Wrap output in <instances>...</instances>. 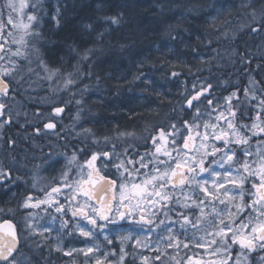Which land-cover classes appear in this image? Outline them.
Segmentation results:
<instances>
[{
	"label": "trees",
	"instance_id": "trees-1",
	"mask_svg": "<svg viewBox=\"0 0 264 264\" xmlns=\"http://www.w3.org/2000/svg\"><path fill=\"white\" fill-rule=\"evenodd\" d=\"M233 1L235 0H29V7L33 8L32 5H36L34 12L29 13L38 16V28L36 29L37 23L34 22V30L39 33V36L30 42L32 48L38 50L40 59L33 74H28L27 69H20L15 73L17 75L15 83L7 76L23 111L12 117L35 119L34 123L39 122L41 117H50L54 106L66 107L63 115L70 116L72 129L77 128L73 129L76 160L72 161L73 165L72 162L69 165H58L52 170L53 178H56L58 183L65 171H70L75 177L78 165H83L87 159L88 153L82 148L80 113L108 112L105 108L107 105H98L95 94L101 95L104 98L102 100L114 101L115 111L112 109L109 113H113L116 119L120 118V126L132 127L131 131L137 133L139 139L129 143V147L120 141L124 136L103 134V138L106 135L110 137L105 139L102 146L98 144L88 149L89 159L92 153L107 151L111 154L114 145L120 159L126 158L124 150L128 149L126 151L128 157L135 156L139 159V156H145L147 162L155 152L156 146L153 142L151 145L148 144L149 137H142L143 132L151 129L156 135L159 130H163L166 134L164 146L161 147L163 140L156 139L157 145L161 147V152L165 148L169 151L172 136L167 134L175 131L171 125H176L178 129L176 135H179V139H183L185 135L196 136L197 132H205L204 123H217L212 121L215 113L213 106L219 105L217 108L219 110L221 107L227 109L226 98L233 93L239 96V99L232 97L231 100V103L235 102L239 108L236 116L238 121L235 119L234 122L249 126L255 122L264 126V105L260 103L264 99V9L250 7L261 14L257 35L250 34L248 29L240 32L236 24L238 21L221 23V20L210 19L215 12L214 8ZM53 16H57L59 24L53 20ZM109 17H117L119 23H112L107 19ZM188 42L192 50L182 51L183 56H177L173 49H181ZM159 46L161 49H168L167 52L157 53ZM199 54L213 56V59L208 58L203 66H197L193 55ZM186 57L187 62L179 65V61H184ZM137 62L140 66L134 71L128 75L120 74L121 66L129 68L130 63ZM193 63L196 66H191ZM45 70L49 75L44 72ZM173 70L182 72L178 76L180 80L174 84L179 85L183 82L184 86L179 88L178 94L167 93H173L172 97L160 94L159 91L152 92L150 84L142 80L144 75L147 77L151 73L168 78ZM69 74L74 83L66 88L65 81L69 79ZM214 80L217 82L214 83ZM207 86L211 87L208 93L186 108L184 101ZM245 89L248 90L247 95L243 93ZM114 92L120 97L125 93V99L134 105L130 104V101L125 104L126 102L115 97ZM209 100L213 102L212 105H209ZM139 101L146 104H162L161 116L157 113L159 119L151 112L140 109ZM197 111L199 118L195 120V124L198 127L189 128L184 122L193 125ZM256 112L259 117L254 118ZM96 116L99 121L102 119L101 115ZM229 119H232L230 115ZM101 125L100 122L99 127ZM219 127L231 133L225 122L219 121ZM124 128L121 129L127 130ZM207 131H217V134L219 132L218 129L211 127ZM102 132L101 130V134ZM247 134L251 136L252 133L249 131ZM255 140L253 137L252 141L244 146L254 155L244 157L243 161L247 159L250 163L258 162L255 155L258 146ZM213 142L217 144V141L210 137L209 145ZM219 144L217 145L220 146ZM125 145L127 147H124ZM54 149L58 155H63L64 152L58 146ZM237 153L241 155L239 149ZM157 155L160 160L168 159L162 154ZM98 160L104 161L107 166L118 162L116 156L111 157V162L103 156ZM7 161L8 159L6 163ZM13 161L12 158L11 162ZM0 162L1 165L4 163L3 160ZM128 167L131 168L132 165ZM252 167L256 168L257 164H252ZM12 171L18 173L19 169L15 165ZM142 171L144 170L141 169ZM41 174L45 179L49 178L45 170ZM59 184L62 195L70 190L63 187L62 182ZM7 190L9 188L5 182L0 181V220L7 218L16 220L17 212L25 213L30 209L23 207V203L7 205ZM78 201H81V198ZM74 204L75 202L73 206ZM63 205L67 207L68 202H63ZM249 210L247 209L241 216L246 222L250 216L257 215L256 212ZM249 255L252 264H257V256H264V251L259 250ZM167 259L164 264L175 263L172 257ZM161 261L163 263V260ZM51 264H54L53 260Z\"/></svg>",
	"mask_w": 264,
	"mask_h": 264
},
{
	"label": "snow or ice",
	"instance_id": "snow-or-ice-1",
	"mask_svg": "<svg viewBox=\"0 0 264 264\" xmlns=\"http://www.w3.org/2000/svg\"><path fill=\"white\" fill-rule=\"evenodd\" d=\"M26 7H28V4L25 3V0H20L19 5L14 0H5V4L0 7V40H3L5 44L12 43L27 47L29 41L25 37L39 36V33L34 30V22L38 23L37 15H27V23H24L22 19L19 21L13 19V12L23 15V10ZM32 7L35 10L36 5L33 4ZM3 9H7L9 13L6 24L12 25L18 31H23L24 35L19 40L15 38L9 40V37H13V32L6 28L3 20ZM58 15L59 9H57ZM57 16H53V20L59 24ZM107 19H110L114 24L119 23L117 17H109ZM257 30L259 29H253V31ZM0 50H3L2 44H0ZM8 51L13 56H24V53L19 48L15 52H12L11 48ZM0 59H3V56H0ZM70 77L71 74H69V79L65 81L66 88L74 83ZM202 94V92L198 93L197 97H193V99H197ZM247 94L248 90L245 89V95ZM232 97L238 99V96L236 93H233L232 96L226 98L228 104L227 112L232 119H228L224 116V112H220L216 117L217 123H204L205 132L196 133V138L200 140L199 146H192L190 144L194 140L192 135L183 139L182 146L177 144L175 135L178 129L173 124L171 128L175 131L167 134L173 137L171 140L172 151H168L165 148L161 152V147L157 145L156 138L152 137L153 145L156 147L155 152L151 154L153 158L147 162L145 161V156H139V159H136L135 156L128 157L127 152H125L126 158L120 159L119 155L115 152L114 145L111 154L107 151L92 153L90 159L85 161L83 165H78L75 177L72 176L70 171H65L62 174V186L70 189L72 193L67 208L58 202L51 206H54L55 211L60 213L62 217L66 216L70 209L71 218L77 221L73 225L74 230L86 238L104 235L105 230L116 232L126 229L128 234L120 237L121 247L119 249L120 255L117 264H123L127 255L123 242L133 240L134 232L144 233L145 238H147L149 233L157 232V230L172 233L170 225L182 221L181 228L185 229L186 233L185 225L190 224L193 229L199 230L202 218H207L209 215L212 216V220L208 222L211 231L209 232L207 228L204 230L207 235L212 237L211 240L202 243L200 239L195 238L194 234L191 239H195L196 247L217 245L212 250V254L222 255L223 258L212 261L210 264H252L249 257L244 254L245 250L249 253H254L258 249L264 251V151H261L259 148L257 149L255 155L259 158L258 162L252 161L250 163L247 159L243 162L234 161V157H236L238 149L244 157L254 155L244 146L248 145L253 137L258 138L257 144L264 143V126H260L255 122L251 126L235 123L236 110L231 105ZM187 103L191 106L192 100H188ZM208 103L212 105L213 102L209 100ZM260 103L264 105V99ZM2 107L3 105H0V108ZM218 107L219 105L213 106V111H216ZM61 111V108L55 109L56 113H60ZM241 114L244 115V113ZM198 118L199 112L197 111L193 125H188L187 121L184 124L189 128L198 127L195 124V120ZM221 118L224 119L228 129L231 130L230 134L222 127H219ZM46 127L53 128L54 125L47 124ZM210 127L218 129L219 134H217V131L208 132L207 129ZM252 129H258V131H252ZM249 131L252 133L251 136L247 134ZM122 135H132V133H122ZM158 135L161 140L166 139V134L163 131H160ZM210 137L213 141H219L221 146H218L214 142L209 145ZM233 143L237 148L231 146ZM173 152H175V156H173ZM189 152L191 155L188 154ZM157 154H162L168 159L160 160ZM101 156L108 158L109 162H111L112 156L117 157L118 162L112 166L119 173L118 177L111 179L101 174L100 169L95 165V162ZM75 160L76 156L73 154L70 163ZM237 163L239 167H234V164ZM173 164L175 165L174 167ZM252 164H257V167L253 168ZM128 165H132V167L129 168ZM137 165L139 166L137 167ZM149 165H152L151 172L142 173L141 169H148ZM125 173L127 174V180L124 179ZM141 176L143 179L137 182L136 178ZM6 177L7 172L4 169H0V179ZM118 180L120 183H117ZM246 184L250 185V188H246ZM227 185H232L233 187H227ZM177 189H179L180 194L184 197L183 202L176 196ZM60 192V186L51 187L50 191L45 193L48 199L40 203H48L53 194H59ZM117 192L119 193L118 199ZM110 193L111 195H109ZM197 193H202V198ZM81 195L83 203L77 200V197ZM246 196L248 199L245 203ZM237 197L240 203H236ZM31 199L30 195L27 196L23 207H37V204H29ZM174 200L175 205L181 208L188 209L193 206L198 208L200 215L197 216L196 221L193 222L189 219L188 215L177 211L176 207L173 206ZM188 201H191V204ZM216 201L224 207L218 210ZM73 202H75L74 206ZM206 207L210 208L209 212H205ZM233 207L236 208V213L231 211ZM246 209H251L257 215L255 217L250 216L247 222L240 220V223L237 225L236 221L240 218L239 214ZM171 212H175L177 219L173 220L169 216ZM161 216L164 219H160ZM68 226L69 221L63 219L61 227L67 228ZM8 227L11 229L12 225L9 224ZM249 228L250 231L245 234V230ZM44 230L49 231L50 229L45 228ZM10 234L13 237L11 244L4 249H0V260H4L5 262H8L9 257L15 251V234ZM104 239L109 244L112 243V240L107 235H104ZM160 239L168 240L167 247L179 248L180 241L174 235L161 236ZM174 239L175 244H173ZM237 245L240 250L234 254L233 250ZM135 246L145 245H141V240L137 238L135 239ZM184 247L187 248L188 244L185 243ZM94 249L99 250L95 246H90L86 250L81 249L80 251L88 257ZM156 250L159 252L158 248ZM65 254L71 255V253ZM109 255L116 256V252L104 253L103 259L97 258L95 264H105ZM143 259L145 262L147 261V257ZM156 259L159 260L160 256L158 255ZM196 264H201V262L197 261ZM257 264H264V256L259 257Z\"/></svg>",
	"mask_w": 264,
	"mask_h": 264
},
{
	"label": "rangeland",
	"instance_id": "rangeland-1",
	"mask_svg": "<svg viewBox=\"0 0 264 264\" xmlns=\"http://www.w3.org/2000/svg\"><path fill=\"white\" fill-rule=\"evenodd\" d=\"M14 2L19 5L20 0H14ZM29 0H25V3L28 4ZM5 4V0H0V7H2ZM253 4V5H252ZM254 6L256 9H264V0H235L231 3H224L219 5L218 7L214 8L213 11H215L213 13V15L210 17L211 20H221L223 23L226 22H236L238 29H240V32H245L247 29L250 30L251 28H253L254 26H258V23L260 22V16L261 14L255 10V9H250V7ZM34 12V9L31 7H26L23 10V15H21L20 13H16L13 12L12 16L13 19L16 21L19 20H23L24 23H27V15H29V12ZM258 12V13H257ZM8 10L7 9H3V20L6 24L7 18H8ZM245 18V19H244ZM6 28L11 30L13 32V37H9V40L15 38L16 40H19L20 37L22 35H24L23 31H18L16 29H14L12 27V25H8L6 24ZM38 28V23L36 24V29ZM38 32V31H36ZM6 35V32H5ZM259 37V36H258ZM37 37H25V39H27L29 41L27 47H23L19 44H12V43H8L5 44L3 40H1V43H3L4 48H3V52L1 53L3 56V59H0V72L3 73V75L5 74L6 76H8V78L15 83V79H17V75L15 74L16 71H20V69H27V73L28 74H33L36 71V66L37 64L39 65V52L37 51V49L32 48L33 45H31L30 40L32 39H36ZM11 48L12 52H15L17 48L20 49V51L22 53H24V56H13L11 54V52L8 51V49ZM168 49H161L160 46L159 48L156 50V52H160L162 54H165L167 52ZM188 51L192 50V46L188 44L184 45L183 48L181 49H173V51L175 52V54L179 57L183 56L182 51ZM185 57V56H184ZM193 57L196 59L195 63H198L197 66H203L204 63L207 61L208 58H212L213 56H207L206 54H199V55H193ZM192 57V58H193ZM213 59V58H212ZM182 62H187V57L185 58V60H181L179 61V65H182ZM193 63L191 66L196 64ZM131 65V66H130ZM129 68L126 67H120L122 72L120 74H127L129 72L134 71L137 67L140 66V64L137 63H130ZM189 66V65H186ZM22 67V68H21ZM46 74H48V71L45 70L44 71ZM120 72V71H119ZM119 72H117L119 74ZM175 73V75H174ZM180 74H182V72L180 70H173L170 75L168 76V78H164L162 76H160L159 74L156 73H151L149 74L147 77L146 75L143 76V82L144 80L146 81V83H149L151 86V91L155 92V91H159L160 94H167V93H179V88H183L184 83L182 82L179 85H175L174 82L175 81H179L180 79L178 78V76H180ZM49 75V74H48ZM159 82L160 84L156 83ZM214 83L217 82V80L213 81ZM147 87V85H146ZM208 88H210L209 86H207ZM149 90V88H148ZM115 93V92H114ZM240 93V92H239ZM116 94V93H115ZM241 94V93H240ZM168 96L172 97V94H167ZM95 96L97 97V102L98 105L103 104L105 106V108L108 110L109 112L115 111L116 105H114V101L109 102V100L105 101L102 100L104 99L101 95L95 94ZM125 93H123V95L120 97L119 94H116L115 97H118L120 100H123L124 102H126L125 104L128 103V101L130 100H126L125 99ZM137 96V95H135ZM238 96V94H237ZM138 97V96H137ZM130 98H133L130 96ZM136 97H134L135 99ZM236 100L237 98L234 97ZM239 99V96H238ZM133 101V100H132ZM130 104H132V102H129ZM139 105H141L139 108L140 109H145L148 113L151 112L152 115H154L155 117L158 116V114L161 113L162 110V104H146V103H141L140 101L138 102ZM134 105V104H132ZM231 105L233 106V108L236 110V114H238L239 112V108L236 106L237 104L231 103ZM122 107V106H121ZM121 107L118 108V111L120 112ZM142 107V108H141ZM224 108V107H221ZM10 113L13 115V117L16 116V114H21L23 113L22 109H21V103L16 100L12 103V105L8 108ZM131 112V111H130ZM219 112V109H217L213 115L216 116ZM122 113H124L122 111ZM128 114V112H126ZM158 113V114H157ZM258 113H255L254 118L259 117V115H257ZM161 116V114H160ZM237 116V115H236ZM159 119V117H157ZM108 117L105 118V120H107ZM238 119V118H237ZM236 119V121H238ZM108 120H111V118H109ZM215 119H212V121L214 122ZM102 123L103 120L101 119ZM258 121H260V118L258 119ZM113 124V125H112ZM120 124V118L116 119V122L114 121V123H107L106 126L101 125V127H99L103 133V134H107V133H113L116 135H121L124 136L123 139H120V141L125 142L127 145H129V143L133 142L134 140H138L139 139V135L133 131H131L130 128H124L122 126L119 125ZM79 125V124H78ZM121 128L127 129V130H123ZM151 128V127H150ZM73 129H77V128H73ZM134 129V128H133ZM163 131V130H159L157 132L156 135L153 134V131H151V129H148L146 132H143L142 137H155L157 140H160L159 137V132ZM106 132V133H104ZM164 132V131H163ZM122 133L126 134V133H132V135H122ZM219 134V132H218ZM110 136L106 135V137H104V139H108ZM187 135H185L184 138H186ZM146 138V137H145ZM183 138V139H184ZM256 140L255 142L257 143V137H254ZM171 139H173V137H171ZM175 139L177 144H179L180 142H183V139H179V135H175ZM99 141L98 139H96L95 142ZM165 142V140L162 141L161 147L163 148V143ZM100 143L101 145L104 143V141L101 142H97ZM152 143V141L148 142V144ZM200 140H197V143L195 146H199ZM220 142L217 141V144H219ZM132 145V144H131ZM220 145V144H219ZM221 146V145H220ZM233 148H235V144L231 145ZM258 148L261 151H264V143L261 144H257ZM124 147H127L126 145ZM130 147V145H129ZM169 151H172V145L169 144ZM237 147V146H236ZM128 151V149L124 150V153ZM138 151V149L136 150V152ZM66 154V153H64ZM173 156H175V152L172 153ZM191 155V153L189 154ZM61 156V155H59ZM249 157V156H248ZM60 158V162L58 161L59 165H69L70 161L72 160V156H66L63 159L61 157ZM211 159V158H209ZM244 156L243 155H239L237 153L236 157H234V161H239V162H243ZM256 159L259 160L258 156H256ZM150 160V158H149ZM74 162H72L73 165ZM105 163V162H104ZM71 165V166H72ZM46 166H43V168H45ZM234 167H239V164H234ZM39 170H41L42 168H38ZM152 167L148 170V169H143V172H151ZM106 171H109L112 173L113 177L116 178L119 176V173L117 172V170L113 167L108 165ZM37 178V177H36ZM207 178V177H205ZM124 179H128L127 178V174L125 173V177ZM143 179V177L141 176L140 178L137 177L136 181L140 182ZM62 182V181H60ZM118 183H120V181L118 180ZM61 186V185H60ZM227 187H233L232 185H227ZM246 188H250V185L246 184L245 185ZM187 191V189H185ZM66 194V198L67 199H71V195H70V190L65 193ZM117 195V199L119 198V193H116ZM197 195L199 197L202 198L203 194L202 193H197ZM46 196V195H45ZM45 196H43L44 198H42L40 201L37 202H33V203H29V204H37V207H28L26 209H30L29 212H25V213H20L17 212L16 215H18L17 220H19L20 224H21V230L24 232V236L26 239H29L30 235L28 233V230L33 233H35L36 235H39L41 237V240L47 242L49 241L50 244V251L53 252L55 254V256L60 257V256H67L65 253H71V259L67 262H56L54 264H95V260L97 258H101L103 259V254L104 253H110L112 251L116 252V256H108L107 261H105V264H109V262H111V264H117L118 259H119V249L121 247V241H120V237L122 235H126L128 234L127 230H120V231H116V232H110L108 230H105L104 235H107L109 237V239L112 240V243L109 244L107 240L104 239V235H98L97 237L94 238H86L83 237L79 234L78 231L74 230L73 225L75 223H77L76 220H73L71 218V210L69 209L67 212V215L64 217L61 216L60 213H57L55 211V207L51 206L53 205L51 203V201L49 200L48 203H40L41 201H44L46 199H48V197L45 199ZM176 196L183 202L184 197L180 194L179 189H177L176 191ZM79 198H81V201H79L80 203H83V197L78 196L77 200H79ZM247 196L245 197V203L247 202ZM69 200H65L64 202H68ZM189 204H191V201H188ZM218 206V210L222 209L224 206L223 205H219V202L216 201L215 202ZM236 203H240L239 198L237 197ZM59 204H63L59 203ZM173 206L176 207V210L179 212H183L185 215L189 216V219L192 220L193 222L196 221L197 216L200 215V210L198 208L193 207H189L188 209H184L179 207L178 205H175V200L173 201ZM65 208H67L65 206ZM247 210V209H246ZM242 211L239 216L240 218L237 219L236 224L238 225L240 223V220H242L241 216L244 214V212L246 211ZM48 211L49 213H52V217H47V219H45L43 221V218L40 217H35V214L38 213H43ZM210 208L206 207L205 208V212H209ZM231 211L233 213H236L237 210L236 208H232ZM249 211H252L251 209ZM55 214H57L55 216ZM169 216L175 220L177 219L175 212H171L169 213ZM63 219H67L69 221V226L67 228H62L61 227V222ZM160 219H164L163 216L160 217ZM212 220V216L209 215L207 216V218H202V223L201 226L199 228V230L197 229H193L192 226L189 225H185L186 228V233H185V229L181 228V223H173L170 225V227L172 228V233H168V232H162L157 230V232H153V233H149L147 238H145L144 233H137L134 232L133 233V240L131 241H125L123 242V247L126 250L127 255L125 256L124 262L123 264H156L157 263V259L156 257L159 255L160 259L164 261L168 260L167 258H173L175 263H171V264H196L197 261H200L201 264H210V262L215 261V260H219L222 259L223 256L222 255H213L212 254V250L217 247V245H211L210 247H196L195 246V239H191L193 237V234L195 235L196 239H200L202 243L206 242V241H210L211 240V236L207 235L205 232V228L208 229V231H211V228L209 226V221ZM42 224H37V223H41ZM246 222V221H245ZM255 222V221H253ZM121 223H125V222H121ZM167 223V221H166ZM235 229V225L233 226ZM48 228L50 229L49 231H45L44 229ZM109 228H111V226H109ZM250 231V228L245 230V234H247V232ZM169 235H174L176 239H178L180 241V245L179 248L177 247H167L168 244V240L164 239L161 240L160 237H167ZM229 235H231V233H229ZM258 235V234H257ZM140 239L141 240V245H145V246H135V239ZM187 243L188 247L185 248L184 244ZM173 244H175V239L173 240ZM90 246H95V248H98L99 250H95L89 254L88 257H86L82 251H80L81 249L86 250L88 247ZM159 249V252L156 249ZM59 249V250H57ZM239 246L237 245L234 248V254L236 251H239ZM259 251V249L257 250ZM256 251V252H257ZM254 252V253H256ZM162 253H166V254H162ZM252 253V254H254ZM245 255H247L248 257L250 256L249 252H247V250H245L244 252ZM69 256V255H68ZM164 256V258H162ZM147 257V261L145 262V260L143 258ZM260 256H257V260L259 259ZM189 258H191V260H189ZM9 264H17L15 262L9 263Z\"/></svg>",
	"mask_w": 264,
	"mask_h": 264
},
{
	"label": "flooded vegetation",
	"instance_id": "flooded-vegetation-1",
	"mask_svg": "<svg viewBox=\"0 0 264 264\" xmlns=\"http://www.w3.org/2000/svg\"><path fill=\"white\" fill-rule=\"evenodd\" d=\"M7 83L10 90L4 93L0 92V105H3L1 108L2 111L0 112V160L4 161L2 165L0 162V169H4L7 172V178L0 179V181L5 182L6 187L9 188L6 196L7 205L24 204L25 198L29 195L32 197L29 203H33L44 198L43 196H45L46 192L50 191L51 187L60 186V182L58 183V180L53 178L54 174H52V170L59 165V157L63 159L66 156H73L74 154L73 125L70 116H65L63 113L57 116L41 117L39 118V122L34 123L33 121L35 119L31 118H13L8 108L16 101V94L13 88L10 87L8 80ZM220 112H224V116L229 119L227 109L220 108L218 114L214 116L215 122H217L216 117ZM96 115L102 116L103 123L101 120L96 119ZM79 117H81L79 127L81 128L82 148L88 153L86 155L87 161L89 159L88 149L91 146L96 147L98 144V146H102L97 142L105 141L103 135H101L99 123L101 122L103 126H106L107 123L116 122V118L113 116V113L107 112L106 114H101L88 111H83ZM106 117L108 119L111 118V120H105ZM50 119L56 121V130L51 132L44 129L45 123L50 121ZM220 122L225 121L221 118ZM96 139L99 141L95 142ZM150 141H152L151 137H149ZM57 146L66 154L63 153V155L59 156L57 152H54V148ZM12 158L14 159L13 162H11ZM149 158L151 160L153 157ZM7 159L8 161L6 163ZM15 165L19 169L18 173L12 171ZM95 165L103 175L115 179L111 172L106 171L107 165L104 161L98 160L95 162ZM43 166L46 167L43 168ZM151 167L152 165H149L148 170ZM38 168L42 169L39 170ZM44 170L49 176L48 179H45L41 174ZM14 174L18 176H14ZM70 195H72L71 192ZM65 196L66 194L62 195L61 192L59 194H53L50 201L52 204L56 202L62 203L65 200H69ZM46 216L48 215L44 211L43 213L35 214V217H45L43 221L47 219ZM17 217L16 220H12V218L7 219L16 225L20 245L16 253H14L15 255L11 257V260L0 264H9L12 262L17 264H51L52 260L53 263H58V259L62 258V256L57 257L50 251L49 241L45 242L41 240L39 235L29 230L30 237L29 239L25 238Z\"/></svg>",
	"mask_w": 264,
	"mask_h": 264
},
{
	"label": "water",
	"instance_id": "water-1",
	"mask_svg": "<svg viewBox=\"0 0 264 264\" xmlns=\"http://www.w3.org/2000/svg\"><path fill=\"white\" fill-rule=\"evenodd\" d=\"M259 28V26L257 27H254L253 29H258ZM253 29H252V32H254V33H256V32H258V30L257 31H253ZM2 50H0V52H1ZM0 89H2V90H0L1 92H5V91H7L8 90V85H7V82L2 78V76H0ZM201 93V92H200ZM197 95H198V93L197 94H194V96H192V97H190L189 99H187L186 100V103H185V107H190L189 105H188V103H187V101L188 100H192V102H193V97H197ZM201 95H199L198 96V98L197 99H195V100H198L199 99V97H200ZM58 108H61L62 109V111L64 110V107H58ZM56 109V108H55ZM2 111V109L0 108V112ZM55 111V110H54ZM61 111V112H62ZM61 112L60 113H56L57 115H59V114H61ZM47 124H53L54 125V127L53 128H47L46 127V125ZM44 128L46 129V130H48V131H51V130H56L55 128H56V125H55V122L54 121H50V122H47V123H45V125H44ZM192 143V141L190 142V144ZM109 195H111V193L109 194ZM9 224H11L12 225V228L11 229H9V227H8V225ZM10 233H14L15 234V238H16V243H15V251L13 252V254H12V256L14 255V253L17 251V249H18V246H19V237H18V232H17V230H16V226H15V224L12 222V221H9V220H4L3 222H1L0 223V249H4V248H6V247H8L10 244H11V242H12V240H13V237H12V235L10 234ZM11 256V257H12ZM11 257H9V260L11 259ZM8 260V261H9ZM1 262H5L4 260H0V263Z\"/></svg>",
	"mask_w": 264,
	"mask_h": 264
},
{
	"label": "bare ground",
	"instance_id": "bare-ground-1",
	"mask_svg": "<svg viewBox=\"0 0 264 264\" xmlns=\"http://www.w3.org/2000/svg\"><path fill=\"white\" fill-rule=\"evenodd\" d=\"M46 213H47V215H48V217H52V213H49L48 211H46ZM57 214H55V216H56ZM68 259L70 260L71 259V256L69 255H67V256H62V258H59L58 259V262H60V263H63V262H67L68 261ZM159 263H162V262H159Z\"/></svg>",
	"mask_w": 264,
	"mask_h": 264
}]
</instances>
